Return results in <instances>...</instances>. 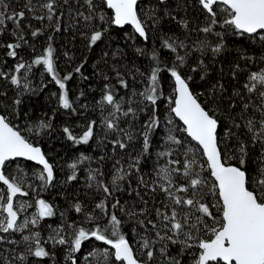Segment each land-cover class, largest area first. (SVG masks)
<instances>
[{
    "label": "snow or ice",
    "instance_id": "1",
    "mask_svg": "<svg viewBox=\"0 0 264 264\" xmlns=\"http://www.w3.org/2000/svg\"><path fill=\"white\" fill-rule=\"evenodd\" d=\"M79 3V0H77ZM86 6L87 13L76 10L74 13L69 11V16L78 18L84 22L85 27H92L89 36V47L94 46L97 42L102 41L107 34V28L103 25L106 23L114 24L120 28L126 25H131L135 32L145 41L149 39L147 23L148 20L153 21V25L160 22L161 17L157 15L159 9L155 6L144 11L140 7V0H83ZM160 5H166L167 0H158ZM202 10L206 13V24L198 29L207 35L217 37V42L213 45L207 38L198 40L193 45L187 44L184 40L168 37L162 40L161 47L168 49L175 54V59L169 66L163 61L158 51L149 53V58L153 62L147 76V86L143 91L137 93L133 90V96H140L141 100L138 104L147 101L153 109V114L141 126L139 137L142 138L141 151L135 157H130V163L125 168L123 165L115 170L112 177L111 187L105 184L102 180H97L98 175H103L99 169H89L88 180L89 187L92 183L98 185V190H102L105 194L104 200L96 205L106 215L108 214V206L106 200L113 196L115 192L121 190V181L127 182L131 191H135L137 196L140 195L138 189L143 186L145 189L155 193L157 189L165 196V200L161 201L162 207L155 208L156 220L150 219L148 202L140 197L145 207L139 212L133 210L126 214L130 217L144 216V219H138V224L145 229L144 234L140 236V247L145 250L146 260H141L136 256L132 245L126 239L121 230L122 220L114 213L110 215L109 223L103 228L97 226L92 230H86L84 227H78L74 224L69 225L75 231L69 236L64 233L63 226H57L51 229L46 239L41 236L39 231L33 232L30 226H37L44 218H50L56 215L52 204L43 199L36 201L38 212L31 217L25 216L21 219V214L32 205L26 201H15L14 198L27 196L28 192L24 190L23 177H12L6 174V165L8 162L14 161L18 157H23L27 161L36 162L42 166V171L36 173V177L44 182V185H51L54 180V165L49 162L45 152L40 146L33 144L21 131L13 126L9 118L0 114V182L6 186L8 195L6 199L0 195V233H24L28 230V235H23L20 241L8 239L0 235V243H10L13 245L24 244L25 248L22 253L14 250H7L11 253V258L0 254V264H28V257L37 258H52L54 252L45 248V244L51 243L53 247L57 245H67L70 250L66 257L71 261V264H76L72 253L79 252L82 243L94 237L97 241H102L114 249V252H109L105 249L103 252L97 250L96 253H89L88 256H96L98 264H108V258L114 256L115 261L121 264H152L155 259V246L160 245L159 252L162 255H167V244H179L182 250L195 249L191 252L193 257L192 264H264V69L250 72L247 77V82L244 88L249 93H258L260 103L253 104L251 102L243 103L240 120L237 123L232 120V126L228 127L223 132V138L220 132L222 122L217 115L211 111V108H206L198 99L190 87L192 80L191 76H186L183 68L187 65L190 52L195 50L206 55L211 51L215 57L225 50L224 37L231 29L234 34L241 37L252 38L253 41L259 40L264 45V0H198ZM62 5H69L70 0H38L33 3V0H25L24 10L16 11L10 9V4L6 0H0V35H3L7 25L6 21H11L14 25L12 35L17 37L16 43H8L4 45L10 51L7 55L12 58L18 56L17 49L21 48L22 42L26 43L23 35V27L21 21L25 19L26 12L30 13L37 20L53 21L55 17V31H60L59 20L64 15L61 11L57 16V8ZM112 11V16L106 18L104 6ZM223 7H220V6ZM215 6V7H214ZM41 15H36L37 12ZM143 13V15H142ZM223 15L221 21L217 19L219 15ZM165 16H170L171 13L164 11ZM175 20V17H172ZM93 21H98L100 27H96ZM180 25L184 29H188V21L180 20ZM220 24L223 31H214L215 27ZM51 26V25H50ZM31 27V25H29ZM42 32L41 29L34 30L31 35L36 37ZM51 39V37H49ZM181 50H184L181 54ZM54 51L51 44L48 45L46 51L41 56L34 59L31 63L24 62L21 58L12 73H6L0 70V77L5 80H10L18 90L23 92L33 91L29 80V73L32 70L33 64L43 65L46 67L47 73L51 74L52 79L62 91L59 103L63 109H71L75 111L73 102L70 101L66 81L71 79V74L61 78L58 76L54 65ZM141 55L145 54L143 49H137ZM107 55V53H105ZM241 58L252 60L251 57H245L241 53ZM264 60V57H261ZM83 65H81L82 67ZM236 69L239 70L240 65L236 64ZM207 66L203 59L198 60L197 67H192L191 71L205 70ZM23 70V74H21ZM76 72H80V67L76 68ZM170 73L175 84V98H168L171 104V112L183 122L185 126L183 131L192 141L196 142L198 148L186 146L184 141L177 138L172 130H168L165 144L169 145L164 150L156 153L157 161L160 158H166L173 155L171 144L184 147V160L169 159L164 164L154 166L155 178L149 183L141 175V162L147 163V158L150 155L152 148V136L155 130L161 126L159 117L155 114L158 100L163 97V85L161 84L162 73ZM233 72V76H235ZM120 76V73L117 72ZM143 75V73L141 74ZM107 79V77H105ZM204 79V76H201ZM119 83L123 88L128 89L129 84L126 80L120 79ZM106 92L99 101L101 109L105 105L112 107V111L103 118V125L113 132L123 133L125 139H116L111 141L113 149L118 146L120 149L129 147V142L137 137L131 132L119 127L120 113L124 117L132 114L133 118L136 112L146 111L145 108L128 107L123 110L122 105L124 98L116 99L114 92L105 85ZM219 89L223 92V84L214 86L213 91ZM23 92L20 94L22 95ZM83 95V93H81ZM234 96L240 97L243 100L239 91L233 93ZM21 103L17 98L14 101L15 105ZM132 104L131 99L128 100ZM232 108L236 107L233 103ZM250 109H254L260 114L257 120L255 116H245ZM168 124L172 121L168 120ZM243 126L245 132L242 135H247L248 140L242 139L241 135H237L232 129H240ZM96 121H90L86 129L80 135H74L69 127H64L63 132L66 138L72 141L75 145H87L94 138V128ZM51 122L40 121L36 126L37 134L51 130ZM29 132L34 129L29 128ZM235 140V144L229 146L228 140ZM202 150V157L206 160L208 169L214 182L209 184L208 180L203 176L204 164L200 163L198 153ZM251 151L258 152L255 157L251 156ZM103 159V157H101ZM249 159L252 160L253 169L250 172L247 165ZM92 157L81 154L78 162L71 163L69 167L73 169V174L69 180H76L77 175L75 170L78 163L91 161ZM232 161H235L234 163ZM119 164V161H117ZM22 172L23 170L20 169ZM136 173L138 184L136 188L131 187V180L128 179L132 173ZM183 181L181 183L180 181ZM31 187V185H29ZM131 194V192L129 193ZM183 194V195H180ZM206 196L217 197L215 204L204 202ZM120 205L119 199H116L112 204L115 209ZM76 212H81L80 204L75 206ZM213 209L219 212V218L214 214ZM121 211H124L121 206ZM6 214V215H5ZM61 217L63 214L61 213ZM211 218L212 225L210 226L207 219ZM90 221L95 219L91 214L87 215ZM205 232L207 238H201V232ZM149 233H154L155 238ZM88 256L84 257L88 261ZM90 264V262H89ZM168 264H180L177 257H168Z\"/></svg>",
    "mask_w": 264,
    "mask_h": 264
},
{
    "label": "trees",
    "instance_id": "2",
    "mask_svg": "<svg viewBox=\"0 0 264 264\" xmlns=\"http://www.w3.org/2000/svg\"><path fill=\"white\" fill-rule=\"evenodd\" d=\"M6 2L10 4V9L24 10L25 0H6ZM37 2L38 0H33V3ZM70 4L71 8H69V5H62V7L57 8V16L61 11L64 13L59 20L60 31H55V24L57 23L55 17L51 22L47 19L41 21L26 12L25 19L21 21L26 43L22 42L21 48L17 49L18 56L16 58L9 57L7 52L10 49L4 46L8 43L17 42V37L12 35L14 25L11 21H6L7 27L3 35H0V70L6 73H12L21 58L24 62L31 63L44 54L48 45L51 44L55 49L54 65L58 76L63 78L71 74V79L66 81V85L70 101L73 102L75 109V111H72L71 109H63L60 106L59 99L63 90L55 83L51 74L47 73L46 67L43 65L33 64L29 73L33 91L23 92L22 89L18 90L10 83V80L0 77V113L6 115L10 123L20 130L22 135H25L33 144L42 148L49 162L54 165L55 178L51 185H44V182L36 177V173L42 171L41 168L25 161L8 162L6 174L12 177H23L24 190L28 192V197L25 200L32 205L28 208L30 212H38L36 201L39 199L53 205L56 215L44 218L37 226H30L33 232L39 231L44 239L51 231L49 225L52 228L62 225L64 233L70 236L75 229L70 228L69 225L74 224L76 228L84 227L86 230H92L97 226L103 228L109 223L110 215L114 213L122 220L121 230L132 245L136 256L141 260H146L145 250L140 247L141 242L138 235V233L144 234L145 229L137 222L138 219H144L145 217H130L126 213L133 210V208L136 212H139L141 208L145 207L140 199V197H143V200L148 202L149 218L156 220L155 208L162 207L161 201L165 200L164 194L158 189L153 193L140 186L138 189L140 195L137 196L135 191H131L127 182L121 181V190L115 192L113 196L108 197L106 200L108 206V214L106 215L96 207L104 200L105 194L102 190H98L96 183H92V187H89V169H99L103 175H98L97 180H102L111 187L115 170L120 168L121 165L127 168L130 157H135L140 153L142 138L138 134L143 123L153 114V109L147 101L138 104L137 102L141 100V97L138 95L133 96L132 92L135 90L139 93L147 86V76L153 66L148 54L152 51H158L161 59L171 66L175 54L161 47L163 39L168 37L178 38V40H184L191 46L195 41L205 38L215 45L218 38L210 34L206 36L203 32L198 31L206 24V13L202 10L198 0H167L166 5H160L158 0H140V7L145 12L155 6L159 9L157 15L161 17L160 22L155 25H153L152 20L147 21L149 25V39L147 41L138 36L131 27L117 28L109 22L103 25L107 28L105 38L97 42L96 45L89 47V36L92 27H85L82 20L77 22L78 18L69 16V11L74 13L76 10H80L87 13L86 6H84L83 0H79V3H77V0H70ZM103 10L106 13V18L112 16V11L108 10L106 5ZM165 10L171 15L165 16ZM41 14L39 11L36 13V15ZM172 17H175V20ZM217 19L222 24L224 16L221 14ZM180 20L188 21V29H184L180 25ZM93 24L100 27L98 21H93ZM37 29H41L42 32L40 35L33 37L31 33ZM214 31L221 32L223 28L218 24ZM224 43L226 45L225 50L215 57L211 51L203 56L195 50L191 51L187 65L183 68L185 75L192 77L190 87L193 93L198 96V99L206 108L210 107L211 111L222 122L220 129L222 138L223 132L227 130L224 125L231 127L233 119L242 125L240 113L243 103H260L258 93L247 92L244 84L247 82L250 72L264 69V60L261 59V57H264V45L259 40L253 41L252 38L247 36L241 37L229 29L224 37ZM138 48L143 49L145 54L141 55L137 52ZM183 52L184 50H181V54ZM241 53L245 57L253 59L241 58ZM199 59L204 60V64L207 66L206 73L205 70L191 71L192 67H197ZM236 64L240 65L239 70L236 69ZM81 65L83 66L81 67ZM78 67H80L79 73L76 72ZM117 72L120 73V76L117 75ZM233 72L236 73L235 76H233ZM142 73L143 75H141ZM21 74H23V70ZM161 75L163 97L158 100L155 112L160 119L161 126L155 130V134L152 136V148L147 163L141 162V175L149 183L155 178L154 166L157 163L162 165L169 159L184 160V147L171 144L173 155L160 158L157 161L156 153L169 146L165 144L169 129L177 138L184 141L186 146L198 148V145L183 131L184 127L181 122L171 112V107L174 104H171L168 98H175L174 79L167 72ZM201 76H204V79H201ZM121 78L128 82V89L123 88L119 83ZM218 84H223L225 89L223 92H220L219 89L213 91L214 86ZM105 85H108L114 92L117 100L124 98L123 110H127L128 107L137 109L146 107L147 109L146 111L138 110L135 118L132 114L124 117L117 113L119 127L137 137L129 142V147L126 149H120L118 146L113 149L111 141L118 138L125 139V137L123 133L108 130L103 125L104 116L112 111V107L109 105H105L103 109L99 106V101L107 91ZM235 91L240 92L243 100L233 95ZM21 92H23L22 95ZM17 98L21 101L19 105L14 104ZM129 99L133 101L132 104L128 103ZM233 103L236 104L235 108L230 106ZM245 116H255L257 120L260 118V114L254 109H250L245 113ZM168 120H171L172 123L168 124ZM40 121H50L52 124L51 130L37 134L35 128ZM90 121H96V127L94 128V138L89 144L75 145L66 138L63 132L64 127H69L74 135H80ZM29 128L34 129V131L29 132ZM232 131L236 132L237 135H241L242 139L248 140L250 138L247 135H242L245 132L243 126L240 129L233 128ZM233 144H235V140H228L229 146ZM81 154L92 157V160L78 163L75 170L77 179L69 180V177L73 174V169L69 165L78 162ZM257 155L258 152L251 151L252 157ZM198 159L200 163L204 164L203 176L209 184H212L214 180L210 175L206 160L202 157V150L198 153ZM117 161H119V164H117ZM247 167L251 172L253 169L251 159H249ZM20 169L23 171L21 172ZM128 179L131 180V187L136 188L138 184L136 173L133 172ZM180 182L183 183L182 180ZM130 192L131 194H129ZM0 195L5 199L8 195L6 187L1 183ZM116 199H119L120 205L113 209L111 206ZM216 201L217 197L206 196L204 202L215 204ZM76 204L81 205V212H76L74 207ZM121 206L124 211L120 210ZM213 212L219 218V212L216 209H213ZM61 213L63 217H61ZM88 214H91L95 219L91 221L87 219ZM205 219L211 226V218ZM28 234V230H25L24 233H0L8 239L17 241H20L23 235ZM149 234L155 238L154 233ZM200 235L201 238H207L203 231ZM44 246L47 250L54 252V257L37 258L29 256L28 264H71V261L66 259L70 250L69 246L57 245L53 247L50 242ZM159 247V244L155 246V259L152 264H168V257L179 258L180 264H192L191 252L195 249L182 250L181 245L169 243L167 244V255H162L159 252ZM24 248L25 245L22 243L18 245L7 242L0 243V254L11 258V253L7 250L11 249L22 253ZM105 249L114 252L110 245L90 237L89 240L82 243L81 250L72 253V256L75 258L76 264H89V262L90 264H98L96 256H88V254L96 253L97 250L103 252ZM85 256H88V261L84 260ZM15 264H19V261H16ZM108 264H121V262L115 261L114 256H111L108 258Z\"/></svg>",
    "mask_w": 264,
    "mask_h": 264
},
{
    "label": "water",
    "instance_id": "3",
    "mask_svg": "<svg viewBox=\"0 0 264 264\" xmlns=\"http://www.w3.org/2000/svg\"><path fill=\"white\" fill-rule=\"evenodd\" d=\"M126 26H129V27H131L133 30H134V28L131 26V25H126ZM115 27H117V28H120V27H118V26H116L115 25ZM125 27V26H124ZM135 31V30H134ZM136 33V32H135ZM138 36H139V34L138 33H136ZM142 38V37H141ZM142 39H144V38H142ZM1 114V113H0ZM174 116H175V114H174ZM175 118L178 120V121H180L179 120V118L178 117H176L175 116ZM181 122V124L183 125V122L182 121H180ZM183 127H185L184 125H183ZM187 134V133H186ZM190 138V137H189ZM191 139V138H190ZM195 142V141H194ZM196 143V142H195ZM14 161H25V162H30V163H32V164H34V165H36V166H38L39 168H41V170H42V166L41 165H38L36 162H32V161H27L25 158H23V157H18V158H16ZM213 178V177H212ZM213 180H214V178H213ZM54 181V180H53ZM1 184H3L2 182H0ZM5 186V185H4ZM6 187V186H5ZM7 189V188H6ZM26 191V190H25ZM28 197V195L27 196H20L19 194L17 195V197L16 198H14V202L18 199V198H22V199H25V198H27ZM6 215V214H5ZM113 251H114V249H113Z\"/></svg>",
    "mask_w": 264,
    "mask_h": 264
},
{
    "label": "rangeland",
    "instance_id": "4",
    "mask_svg": "<svg viewBox=\"0 0 264 264\" xmlns=\"http://www.w3.org/2000/svg\"><path fill=\"white\" fill-rule=\"evenodd\" d=\"M16 201H26L25 199L18 198ZM27 202V201H26ZM37 212H30L27 208L24 213L21 214V219H23L25 216L31 217L32 215L36 214Z\"/></svg>",
    "mask_w": 264,
    "mask_h": 264
}]
</instances>
